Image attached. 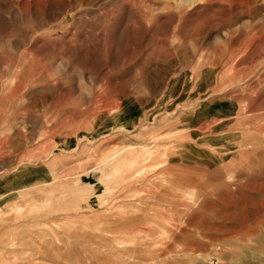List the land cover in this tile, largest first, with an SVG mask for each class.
Wrapping results in <instances>:
<instances>
[{
    "label": "rangeland",
    "instance_id": "obj_1",
    "mask_svg": "<svg viewBox=\"0 0 264 264\" xmlns=\"http://www.w3.org/2000/svg\"><path fill=\"white\" fill-rule=\"evenodd\" d=\"M0 264H264V0H0Z\"/></svg>",
    "mask_w": 264,
    "mask_h": 264
}]
</instances>
